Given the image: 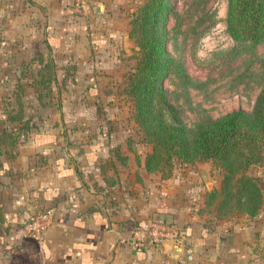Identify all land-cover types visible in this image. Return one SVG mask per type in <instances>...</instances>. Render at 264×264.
<instances>
[{"label":"rangeland","instance_id":"374dc122","mask_svg":"<svg viewBox=\"0 0 264 264\" xmlns=\"http://www.w3.org/2000/svg\"><path fill=\"white\" fill-rule=\"evenodd\" d=\"M142 1H126L128 21L129 14ZM169 2L172 14L166 23L169 36L166 48L180 62L187 77L186 82H181L170 74L162 81L174 115L191 129L199 122L233 110L249 111L264 79V41L251 49L239 48L225 30L226 0ZM117 43L111 52L104 46L93 48L96 51L93 60L79 64L78 73L74 71V63L58 64L66 74L54 78L46 88L44 85L31 87L33 79L28 73L20 77L14 71L16 63L8 56L1 60L3 47L0 45V137L47 132L56 138L54 143L50 141L53 149L59 151L71 146L72 150H82L83 157L68 155V158L77 174L81 165L96 169L98 176L88 168L91 170L86 174L88 183L101 197L105 196L111 208L113 204L119 208L116 201L119 188L126 190L130 197L126 203L134 207L138 201L162 199L163 193H158L156 188L164 185V189L173 190V202L181 203L178 209L182 203L194 200L190 207L195 211L200 214L206 211L207 217H216L214 207L204 204V193L218 189L221 177L210 160L194 164L174 160L169 172L145 171L143 160L150 146L133 121L132 101L124 89L136 63L137 48L131 38L124 42L120 37ZM4 53L10 55L5 50ZM3 63L5 66H1ZM54 66L56 70L55 63ZM8 136L2 138L8 140L6 153L12 156L17 142L11 144L12 138ZM92 148L99 149L93 159L89 157ZM262 154V162L249 167L248 172L259 178L264 199V150ZM39 155L41 161L47 157ZM199 165L209 173L208 183L200 176ZM260 209H264V203ZM259 210L257 214L261 213ZM145 219L152 220L150 214Z\"/></svg>","mask_w":264,"mask_h":264},{"label":"crops","instance_id":"0c3cea01","mask_svg":"<svg viewBox=\"0 0 264 264\" xmlns=\"http://www.w3.org/2000/svg\"><path fill=\"white\" fill-rule=\"evenodd\" d=\"M126 1L89 0L90 14L83 17L72 12L69 0H0L1 60L8 56L19 73L22 62L48 56L57 79L66 74L60 63H74L78 73L79 64L93 60V48L114 51L120 37L129 39ZM49 136L19 135L12 156L0 146V264H177L179 250L170 243L134 248L129 242L134 225L154 213L171 215L183 229L194 250L191 264H264V209L253 217H207L206 211L190 207L194 200L178 209L181 203L173 202V190L164 185L156 188L162 199L138 201L134 207L119 188V208H111L88 183V168L98 176L96 169L81 165L77 174L68 158L85 153L71 146L57 151ZM98 150L92 148L89 157L95 158ZM39 154L46 159L38 160ZM43 211H50V221L40 243L26 226Z\"/></svg>","mask_w":264,"mask_h":264},{"label":"trees","instance_id":"16d2710c","mask_svg":"<svg viewBox=\"0 0 264 264\" xmlns=\"http://www.w3.org/2000/svg\"><path fill=\"white\" fill-rule=\"evenodd\" d=\"M171 14L169 0H143L129 14L128 37L137 49L136 63L124 89L132 101L133 121L150 146L143 167L146 172H169L174 160L185 164L210 160L221 177L218 189L204 193L205 206H213L220 219L253 217L262 205L263 192L259 178L248 169L263 159L264 79L249 111L233 110L186 128L174 115L162 87L163 79L170 74L187 81L180 62L166 48V23ZM225 24L227 34L239 48H253L264 41V0H226ZM18 69L21 75L28 73L33 79V88H46L56 78L54 62L48 56L31 58ZM6 136L15 144L19 135L0 137V146L8 149V140L2 138Z\"/></svg>","mask_w":264,"mask_h":264},{"label":"built area","instance_id":"2783aa9c","mask_svg":"<svg viewBox=\"0 0 264 264\" xmlns=\"http://www.w3.org/2000/svg\"><path fill=\"white\" fill-rule=\"evenodd\" d=\"M71 10L79 16L90 14L89 0H70ZM50 221V211L34 215L26 226L27 234L37 242L43 240V230ZM129 242L134 248L159 247L165 243L172 244L179 250L177 264H191L194 250L187 242L185 233L179 224L154 222L153 220L139 222L130 230Z\"/></svg>","mask_w":264,"mask_h":264},{"label":"water","instance_id":"95a60500","mask_svg":"<svg viewBox=\"0 0 264 264\" xmlns=\"http://www.w3.org/2000/svg\"><path fill=\"white\" fill-rule=\"evenodd\" d=\"M98 8H99V5H96L93 11L96 13L99 12ZM197 168H198V171L203 181L208 183L210 176H209V173L204 168V166L199 165ZM152 220L154 222H161V223L169 224L172 222V216L169 214H165V213H154L152 215Z\"/></svg>","mask_w":264,"mask_h":264}]
</instances>
